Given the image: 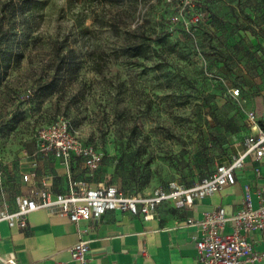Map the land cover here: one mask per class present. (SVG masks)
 <instances>
[{"label":"rangeland","instance_id":"obj_1","mask_svg":"<svg viewBox=\"0 0 264 264\" xmlns=\"http://www.w3.org/2000/svg\"><path fill=\"white\" fill-rule=\"evenodd\" d=\"M261 40L264 0H0V181L49 154L38 129L63 116L100 186L197 184L247 133Z\"/></svg>","mask_w":264,"mask_h":264},{"label":"crops","instance_id":"obj_2","mask_svg":"<svg viewBox=\"0 0 264 264\" xmlns=\"http://www.w3.org/2000/svg\"><path fill=\"white\" fill-rule=\"evenodd\" d=\"M263 48L261 40L259 54H263ZM255 89L250 105L264 126V88ZM242 147L244 144L239 141L233 158ZM84 168L81 158L67 164L54 153L42 154L24 167L22 174L29 173L28 179L23 174L0 181V264L9 255L15 256L18 264H81L72 251L79 240L89 245L83 264H201L197 258L196 240L201 233L197 222L219 208L231 216L244 205L247 195L254 207L264 199V157L250 155L235 168L234 182L195 196L192 203L186 202L184 196L163 199L155 204L148 218L141 211L115 207L74 221L42 206L27 214V225L22 227L18 219L11 224L2 215L17 210L25 196L42 200L44 192L51 198L69 192L72 177L90 188H98L93 170ZM224 229L232 230V220ZM247 237L255 250L264 253L262 231L250 230ZM248 264H264V259Z\"/></svg>","mask_w":264,"mask_h":264},{"label":"built area","instance_id":"obj_3","mask_svg":"<svg viewBox=\"0 0 264 264\" xmlns=\"http://www.w3.org/2000/svg\"><path fill=\"white\" fill-rule=\"evenodd\" d=\"M235 94L240 88L234 89ZM250 133L241 141L240 148L232 161H221L215 172L202 182L184 188L173 187L169 191H158L145 194L142 192L127 193L113 185L90 188L82 181L74 180L69 192L51 198L44 192L42 200L25 196L21 199L18 209L2 215L10 220H19L22 227L27 225V214L37 208L46 206L79 221L89 215L101 214L107 208H121L133 212H143L148 218L156 203L163 199L184 196L186 202L192 203L195 196L212 193L226 183L235 181V168L241 166L250 155L264 157V126L260 124L254 111L249 114ZM38 142L45 153H54L70 164L74 156L82 157L85 166L94 170L98 167L99 155L93 148L85 144L68 118L57 117L49 124L38 129ZM29 178V173L24 174ZM264 189V187H263ZM232 220V230L225 232V225ZM201 233L196 240L197 258L201 264H248L264 259V253L254 249L252 241L247 237L250 230L264 233V199L258 207H254L251 197L247 195L244 205L234 214L228 216L224 208L207 212L198 222ZM73 257L81 264L86 261L89 251L88 242L79 240L72 246ZM4 264H18L15 256H6Z\"/></svg>","mask_w":264,"mask_h":264},{"label":"trees","instance_id":"obj_4","mask_svg":"<svg viewBox=\"0 0 264 264\" xmlns=\"http://www.w3.org/2000/svg\"><path fill=\"white\" fill-rule=\"evenodd\" d=\"M246 29H248V27H245ZM135 47V49L132 51V53H131V55H140V54H142L143 53V47L141 46V44H137L136 46H134ZM250 129V127L248 126L247 127V129ZM247 135V133H244L241 137H240V140L239 141H242L244 138H245V136ZM78 158H81L82 159V157H80V156H74L73 157V159H72V161H74V160H76V159H78ZM83 160V159H82ZM233 160V157H230V158H225V159H222V160H220L219 162H217L216 164H215V166H214V168L210 171V173L208 174V176L207 177H205V178H203L200 182H202L203 180H205L206 178H208V177H210L211 176V174L213 173V172H215V170L217 169V165H218V163H220L221 161H232ZM200 182H198V183H200ZM197 183V184H198ZM194 185H196V184H194ZM194 185H190V186H181V187H184V188H189V187H192V186H194ZM172 188H167V189H162V190H164V191H169V190H171ZM124 192H127V193H137V192H139V191H134V192H129V191H125V190H123Z\"/></svg>","mask_w":264,"mask_h":264}]
</instances>
